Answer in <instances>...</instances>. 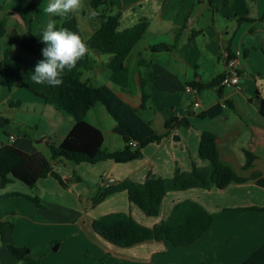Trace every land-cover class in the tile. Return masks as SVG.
<instances>
[{"label":"crops","instance_id":"0c3cea01","mask_svg":"<svg viewBox=\"0 0 264 264\" xmlns=\"http://www.w3.org/2000/svg\"><path fill=\"white\" fill-rule=\"evenodd\" d=\"M25 1L0 0V20L6 28L0 40V59L9 49L16 73L43 59L42 52L33 55L22 48L20 40L29 32L42 31L50 20L56 27L77 32L83 38L99 26L90 0H82L80 11L63 16L46 12L50 0H27L32 4L30 10ZM111 1L117 7L113 12L118 15L119 31L142 19L147 26L125 59L129 68L127 86L113 83L114 88L108 77L104 84L126 103L138 107L140 77L149 76L152 94L142 117L163 137L143 146L141 155L127 162L62 159L53 162L57 177L47 175L33 186L12 179L0 189V264H24L14 259L8 243L28 248L29 255L39 257L41 264H239L264 243V210L259 209L264 207V187L256 183L255 177L264 178V116L258 111L259 98H264V0ZM158 44L168 48L150 49ZM236 48L243 52L239 87L218 84L199 89L203 108L193 109V96L185 91V84L206 83L222 74L224 53ZM113 55L111 51L89 49L84 57L93 58L96 64L83 73V79L93 83L99 80V72ZM18 83L14 80L13 84ZM47 87L44 93L50 94L51 86ZM53 88L55 101L59 102V86ZM6 103L18 105L6 96L0 97V105ZM41 104L49 121L46 129L39 131L37 124L34 126L41 140L28 133L20 137L4 130L6 138H0V145L12 144L29 153L39 151L49 158L47 142L59 143L73 118L44 99ZM86 120L101 130L104 150L123 146L125 131L104 106L90 108ZM169 120L171 125L166 127ZM4 122L7 124L9 119L0 113L1 128ZM203 131L216 135L220 160L242 181L223 188L169 190L155 216H146L128 201L123 190L98 199L108 186L125 179L142 182L148 173L169 178L176 168L189 171L192 163L207 166L208 161L198 154ZM10 135H14L13 140ZM246 152L252 154V160L244 168ZM28 197H35L37 203ZM185 199L197 201L212 215L210 227L186 246L151 239L122 247L91 226L102 215L123 212L151 227L168 216L174 203Z\"/></svg>","mask_w":264,"mask_h":264},{"label":"trees","instance_id":"16d2710c","mask_svg":"<svg viewBox=\"0 0 264 264\" xmlns=\"http://www.w3.org/2000/svg\"><path fill=\"white\" fill-rule=\"evenodd\" d=\"M90 1L99 18V26L84 39L89 49L96 48L114 53L106 64L107 77L112 83L125 87L129 79V68L125 64V59L145 32L147 23L142 19L133 26L119 31L117 29L118 15L113 12L117 9L115 4L111 0ZM30 6H32L31 3ZM246 19L248 20V18L238 20ZM56 28L59 29V27ZM42 31L37 34L29 32L20 40V46L33 55L41 53V50L46 47L41 39ZM5 32L4 22L0 20V40ZM167 48L166 44L150 46L153 51ZM9 53V49L4 50L0 59V74L4 77L5 87L10 90L14 80H17L46 102L52 103L55 108L70 115L73 118V124L59 143L47 142L49 158L39 151L29 153L12 144H1L0 189L12 179L33 186L39 178L47 175L57 177L53 171V162L57 160L66 159L88 163L103 160L127 162L138 158L141 155V148L149 142L162 139L163 134L155 132L151 123L142 117V109L147 106L152 94L149 76L140 77L141 103L138 107H133L106 84H95L83 79V73L92 69L96 64L93 58L86 56L63 75V83L57 92L59 102H56V93L52 86L49 87L50 94H45L42 91L48 89L46 84L39 85L30 81L34 67L16 73ZM139 63H144V61L140 60ZM221 75H217L206 83L191 82L190 84L198 89L215 87L218 86ZM96 105L104 106L113 120L124 129L121 148L113 151L104 150L101 130L86 120L87 111ZM258 111L264 116V98L262 97L259 98ZM171 122L172 120L166 121V127H169ZM131 141H136V144L132 145ZM198 154L200 158L208 161L207 166L200 167L192 163L189 171L176 168L169 178L148 173L142 182L125 179L108 186L100 193L98 199L114 191L123 190L128 201L138 206L146 216H155L159 213L162 199L169 190H182L190 187L210 188L212 186L223 188L230 182L243 180L230 166L220 160L214 133L209 131L201 133ZM251 160L252 154L246 152L244 168L250 166ZM255 177L256 183L264 187V178L258 175ZM28 198L37 203L35 197ZM259 209L264 210V207H259ZM211 221V213L201 204L195 200L185 199L174 203L168 216L151 227L137 222L131 215L123 212L102 215L94 219L91 226L103 238L122 247L151 239L174 246H186L198 239L210 227ZM7 248L14 259L21 260L24 264H41L39 257L30 256V251L26 247L8 243ZM239 264H264V243Z\"/></svg>","mask_w":264,"mask_h":264},{"label":"clouds","instance_id":"9594fccd","mask_svg":"<svg viewBox=\"0 0 264 264\" xmlns=\"http://www.w3.org/2000/svg\"><path fill=\"white\" fill-rule=\"evenodd\" d=\"M83 7L82 0H50L46 12L54 16L76 13ZM46 45L31 75V80L39 85L58 87L62 85V73L71 70L89 52L86 40L77 32L66 28L57 29L55 21L50 20L41 33Z\"/></svg>","mask_w":264,"mask_h":264},{"label":"rangeland","instance_id":"374dc122","mask_svg":"<svg viewBox=\"0 0 264 264\" xmlns=\"http://www.w3.org/2000/svg\"><path fill=\"white\" fill-rule=\"evenodd\" d=\"M25 5L28 10L31 9L30 3L27 0L25 1ZM106 74L107 68L104 67L99 72V80L95 81L94 83L104 84V82L109 81L107 79ZM109 83L114 88L116 87L112 82ZM2 96H6L8 99L12 100L13 102H16L18 105L16 104L17 106L12 107L9 106V104L7 103L5 104V106L0 105V113L9 119V122L7 124L6 122H4L3 128L0 127L1 139L6 138L4 130L17 133L20 137L23 136L24 133H28L30 136L35 137L37 135V130L34 127L36 124L39 131L40 129H46V124L48 125L49 121L47 120V117L44 113V106L41 104L43 99L37 97L34 92L25 88L20 83L13 84L10 90H8L5 87L4 77L0 74V97ZM36 100L41 101V103H37ZM20 124H23V126H21ZM46 131L44 130V132ZM36 137L40 139L41 135H38Z\"/></svg>","mask_w":264,"mask_h":264},{"label":"built area","instance_id":"2783aa9c","mask_svg":"<svg viewBox=\"0 0 264 264\" xmlns=\"http://www.w3.org/2000/svg\"><path fill=\"white\" fill-rule=\"evenodd\" d=\"M224 54L226 59L224 71L221 75L219 84L223 87L238 88L243 52L240 48H236L233 52L226 51ZM184 89L187 93H190L193 96L192 108L202 109L203 104L201 103V100L198 97V87L187 83L185 84ZM9 139L13 140L14 135H10ZM130 143L132 145H135L136 141H131Z\"/></svg>","mask_w":264,"mask_h":264}]
</instances>
